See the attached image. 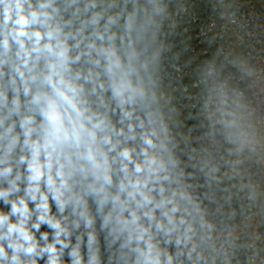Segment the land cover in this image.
<instances>
[{
    "label": "clouds",
    "instance_id": "clouds-1",
    "mask_svg": "<svg viewBox=\"0 0 264 264\" xmlns=\"http://www.w3.org/2000/svg\"><path fill=\"white\" fill-rule=\"evenodd\" d=\"M0 264H264V0H0Z\"/></svg>",
    "mask_w": 264,
    "mask_h": 264
}]
</instances>
